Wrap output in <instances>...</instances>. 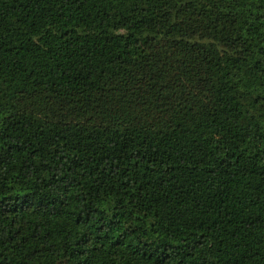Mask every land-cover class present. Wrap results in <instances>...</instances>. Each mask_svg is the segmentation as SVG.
<instances>
[{
  "label": "trees",
  "instance_id": "16d2710c",
  "mask_svg": "<svg viewBox=\"0 0 264 264\" xmlns=\"http://www.w3.org/2000/svg\"><path fill=\"white\" fill-rule=\"evenodd\" d=\"M0 264H264V0H0Z\"/></svg>",
  "mask_w": 264,
  "mask_h": 264
}]
</instances>
